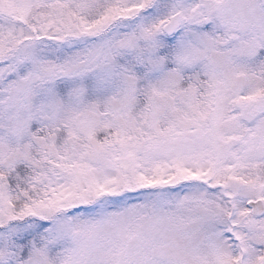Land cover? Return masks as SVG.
Wrapping results in <instances>:
<instances>
[{"label": "snow or ice", "instance_id": "snow-or-ice-1", "mask_svg": "<svg viewBox=\"0 0 264 264\" xmlns=\"http://www.w3.org/2000/svg\"><path fill=\"white\" fill-rule=\"evenodd\" d=\"M0 264H264V0H0Z\"/></svg>", "mask_w": 264, "mask_h": 264}]
</instances>
